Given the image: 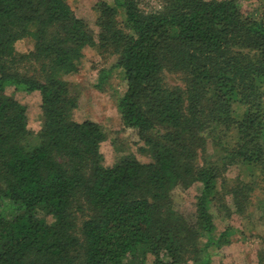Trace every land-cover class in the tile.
I'll list each match as a JSON object with an SVG mask.
<instances>
[{
  "label": "trees",
  "instance_id": "obj_1",
  "mask_svg": "<svg viewBox=\"0 0 264 264\" xmlns=\"http://www.w3.org/2000/svg\"><path fill=\"white\" fill-rule=\"evenodd\" d=\"M94 9L91 27L67 0H0V264H211L242 241L257 195L264 225V0ZM87 61L98 91L119 72L120 127L137 138L112 159L115 138L74 117L68 76ZM17 92L37 95V131ZM188 190L190 216L176 197Z\"/></svg>",
  "mask_w": 264,
  "mask_h": 264
},
{
  "label": "rangeland",
  "instance_id": "obj_2",
  "mask_svg": "<svg viewBox=\"0 0 264 264\" xmlns=\"http://www.w3.org/2000/svg\"><path fill=\"white\" fill-rule=\"evenodd\" d=\"M75 14L83 18L91 27L94 26L96 20L95 5L99 1H106L110 4L114 0H67ZM33 41L25 38L16 42V50L19 52H27L32 48ZM87 60H97L98 64H103L98 53L87 47L84 50ZM109 62V61H108ZM94 72L89 67V62L85 63V68L81 71L68 76V79L80 91L79 107L75 111L74 117L77 120L93 119L97 121L107 131L109 138L116 141V146L106 145L104 152L107 159L115 158L127 150L128 147L132 148V143H136L137 138L132 130H125L120 127L119 115L116 106V96L122 90L121 79L119 72L115 71L113 76V87L108 88L107 91L101 92L95 89L92 85V75ZM169 80L172 83L179 81L178 77L169 75ZM17 99L25 104L26 114L28 117V126L30 129L37 131L40 126L41 110L39 108V100L36 94L17 92L15 94ZM119 146V147H117ZM209 153L213 154L212 147L209 143ZM135 149V148H134ZM133 150V149H132ZM239 168H233L226 172L227 178L235 177L239 174ZM194 190H188L183 193H176L179 208L188 216L192 215L195 211L194 208ZM260 195L253 197L251 205L247 214L241 221H236L237 224L243 229L244 237L242 241L238 240L236 243L224 246L219 254L213 257L211 264H255L256 252L264 240V225L257 223L261 213Z\"/></svg>",
  "mask_w": 264,
  "mask_h": 264
}]
</instances>
